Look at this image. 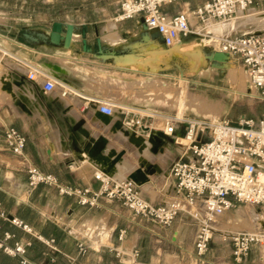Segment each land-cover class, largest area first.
<instances>
[{
    "label": "crops",
    "instance_id": "0c3cea01",
    "mask_svg": "<svg viewBox=\"0 0 264 264\" xmlns=\"http://www.w3.org/2000/svg\"><path fill=\"white\" fill-rule=\"evenodd\" d=\"M206 2L188 0L178 11L173 10V6H168L164 8V12L169 16L179 13L191 15L196 8ZM102 11L103 16L94 20H82L80 24L74 21L67 22L77 27L76 33L79 36L78 40L74 39L70 49L51 45L48 41L35 42L39 39L38 33L30 34L33 37L32 41L11 39L8 43L6 39L0 40V46L9 51L0 54L4 57L2 65L8 64L9 68L17 74L14 75L10 70L5 69L11 74L14 95L5 94L0 83V98L3 99L0 100L2 105L0 111V238L9 234L13 237L9 241L10 245L26 244L25 258L29 264H220L223 260L225 261V258L234 260L229 237L220 238L219 244L222 248L218 256L213 257L214 262L206 259L213 254L212 251L203 258L197 257L194 246L197 223L187 221L186 219L190 218H185V214L171 227L162 230L150 220L129 212L119 201L99 199L97 206L91 207L80 204L77 196L61 194L57 187L42 184L32 189L29 186L28 164H33L41 172L54 175L64 187L80 191L87 190L88 197H93L101 189V183L95 178L96 173L101 172L111 178L125 180L129 179L132 173L143 169L148 173L149 180L140 184L138 188L146 200L154 204H169L179 198L171 168L175 160L187 155L185 140L180 138L183 145L180 151L173 137L163 135V145L157 152H153V145L147 146L145 140L151 133L157 134L155 123L160 121L156 115L154 118H145L146 124L151 125L150 132L141 134L130 130V133H125V137H121L112 128L113 122L117 120V114L107 116L99 109L98 102H107L115 106L117 109L114 112L118 111L119 120H121L116 127L126 131L128 128L123 125L126 113L132 112L130 116L134 114V117H138L139 113L147 114L143 110L149 109L145 107V101L142 98L139 99V95L126 97L120 103L110 99L98 88L101 85L112 88L113 80L127 83L139 82L136 79L137 76L146 77L145 75L151 71L150 67L149 71H141L121 62L129 56L146 58L140 54L144 53L145 49L150 51L151 44L154 42L143 40L144 22L141 17L117 23L114 18L119 9L113 14L105 13V9ZM108 21L114 22L115 31L126 40L124 45L114 47L103 41L102 27ZM54 22L65 23L62 20ZM52 24L48 31L51 30ZM192 25L199 30V25L193 19ZM200 26L204 27L202 31L205 32L207 24ZM83 27L86 28L88 46L92 50L83 49ZM239 28L242 27L228 32L222 31L220 36L240 34ZM148 32L152 35L155 31L148 30ZM208 33L213 35L211 31H207L204 35H192L173 47L194 40L209 39L212 35ZM30 35L26 36L30 38ZM98 39H101L103 46L102 54L98 51ZM155 40L160 42V48L167 47L159 39ZM16 48L21 50L16 51ZM208 48L219 51V41L217 40L211 47L208 46L204 50ZM14 50L16 51L14 57L20 61L19 63L8 62V58L10 59L8 55H11L10 52ZM52 59L69 60L87 70L90 74L84 76L87 81L70 75H64L66 79H61L60 76L48 73L40 67V64L52 63L50 62ZM190 63L193 64L191 61ZM232 66L237 72L242 69L248 76L245 67L235 58L230 60L228 69L218 70L212 68L205 57L204 65L191 75H204V80L208 81L204 82L202 96L217 107L219 110L217 118L234 122L242 116L254 118L246 113L235 111L238 97L244 94L230 83L228 75ZM34 69L48 75H38L36 80L32 81L29 79V74ZM92 71H100L101 74L91 75L94 74ZM180 75L186 74L180 73ZM215 75L218 77L227 75L235 96L232 101L225 94V89L219 86V78L216 77V80ZM45 76L54 78L58 82L52 93L46 94L43 90ZM215 80L218 81L216 85L209 84ZM183 81L186 82V79ZM247 82L249 84V90H247L249 94H252L249 77ZM199 84L200 82H197V86ZM64 86L70 90L66 97L62 96ZM210 87L216 90V97ZM125 91L135 92L136 90ZM69 105L72 109L68 108ZM198 113L194 111L195 116L186 113L183 117L206 120L211 118L209 115L202 113L198 115ZM231 113L234 120L228 118ZM176 115L182 117L178 112ZM103 118L114 120L107 122ZM160 123L158 127L161 126ZM7 127H14L25 134L27 138L25 157L15 156L8 149L5 143ZM185 128V124H179L176 134L183 137ZM169 146L171 152L168 151ZM92 152L96 155H92ZM145 152L149 155L147 156ZM118 157L120 159L114 165L115 168L120 167L113 173L109 166ZM158 177L159 181H156ZM230 212L220 217L218 222L226 219ZM191 213L198 215L194 210H191ZM13 219L22 221L30 228V231L14 225ZM123 230L126 234L123 240H120L119 236ZM191 231L193 237H186ZM228 233L234 232H225V235ZM82 246L87 247L85 252L82 251ZM135 251H139L137 257L133 255ZM254 251L253 248L251 252ZM254 257V254L251 257L249 255L248 259L242 263L251 261L254 264L257 262L264 264L262 246L258 256ZM0 264L22 263L19 257L9 256L0 250Z\"/></svg>",
    "mask_w": 264,
    "mask_h": 264
},
{
    "label": "built area",
    "instance_id": "2783aa9c",
    "mask_svg": "<svg viewBox=\"0 0 264 264\" xmlns=\"http://www.w3.org/2000/svg\"><path fill=\"white\" fill-rule=\"evenodd\" d=\"M176 0H122L114 21L124 23L141 17L148 30L157 31L163 38V44L173 47L192 35H204L192 25H206L209 20L229 21L239 12L259 6L264 0H209L196 8L191 15L179 13L169 16L164 7ZM219 51L228 54L231 59L239 60L245 67L250 86L257 91L264 103V35L249 34L223 35L219 39ZM5 54H3L4 56ZM4 57L0 55V66ZM38 75H48L34 69L29 79L35 81ZM46 77V76H45ZM58 85L54 78L46 77L43 90L52 93ZM70 93L63 87L62 96ZM99 109L107 116L114 114L115 107L107 102H98ZM2 105L0 104V111ZM130 112V111H129ZM126 113L123 125L135 132H150L145 118L154 115L138 114V117ZM179 124H185L183 137L176 134ZM166 137H173L177 144L180 138L187 141V149L192 158L181 157L174 161L171 174L175 180L179 198L169 204H154L146 200L139 191V185L131 179L116 181L99 172L95 178L101 183V189L93 197L88 191H80L60 184L57 177L41 172L33 164L27 165L29 186L36 189L45 184L59 189L61 194L79 197L82 205L97 206L99 199L119 201L131 213L150 220L162 230L168 229L181 214H188L197 223L194 246L197 257L203 258L209 252L218 219L233 210L236 205H249L264 211V118L242 116L238 121L227 119H186L177 115L165 119L162 131ZM5 143L11 153L25 157L27 138L14 127L5 129ZM25 159V158H24ZM26 161V159H25ZM195 209L198 215L191 213ZM12 223L26 231L30 228L19 219ZM126 231L120 233V240ZM232 244V255L237 263L246 261L256 245L264 242L262 232L228 233ZM13 237L6 234L0 238V250L12 257H19L22 264L26 260V244H9ZM87 247L82 246L85 252ZM134 257L139 251L134 252Z\"/></svg>",
    "mask_w": 264,
    "mask_h": 264
},
{
    "label": "rangeland",
    "instance_id": "374dc122",
    "mask_svg": "<svg viewBox=\"0 0 264 264\" xmlns=\"http://www.w3.org/2000/svg\"><path fill=\"white\" fill-rule=\"evenodd\" d=\"M120 1L121 0H0V40L6 39L8 43L11 42L10 41L11 39L17 41L31 40L26 37L27 34H37V33L45 34L49 30L51 24L56 20H62L65 23L69 21H74L77 24H80L82 20H88V19L94 20L97 19L99 16H103L104 14V12L102 11L103 9H105V13L113 14L115 11L119 9L121 3ZM186 1L188 0H176L173 3L166 5L164 8L168 6H173L174 7L173 10L178 11L183 7ZM206 1L209 0H204V2ZM255 10L264 12V7L259 6L256 7ZM245 14L249 16V10L245 11ZM229 21L225 23H228ZM213 22H218V21H213ZM111 23L114 22L108 21L107 24H105L102 27V31L106 26H108ZM238 27H242L238 29V32L240 34L247 35L251 32L260 31L264 35V22H258L257 20H252L247 18V22L245 23V25L242 26L240 23H238ZM206 30L208 31L207 28ZM41 41H45V40L39 38L38 41L35 42H41ZM103 41L106 44H109L114 47H118L126 43V40L121 36L120 38L115 40L106 41L103 39ZM136 43L137 42H135V44ZM168 48L161 47L162 50H168ZM15 50L20 51L21 49L16 48ZM15 50L10 52L11 55H8L10 57V59L8 58V62H12V63L14 61L17 63L20 62L18 59L14 57L16 53ZM140 55L147 57L146 56L147 54L145 52L141 53ZM96 59L97 58H95V60ZM50 62L52 63L46 65L40 64V67L43 70L47 71L48 73H52L60 76L61 79H66L64 75H70L77 78L76 75L78 73L90 75L87 70L76 66L74 63H72L69 60L52 59ZM191 68L192 65L190 61H188L184 56L172 55L170 57H167L166 60L161 63V66L158 71L154 72L152 70L151 71L147 70L149 72L148 74L145 75L146 77L137 76L136 79L139 80V82L127 83L119 80L117 81L113 80L112 88L109 89L101 85L99 86L98 89H100L102 93L108 95L110 99L120 103L126 97H134L139 95L138 96L139 99L142 98L143 101H145L144 102L145 107L151 110V111L143 110L144 113L150 115H152L151 112L153 111V113L156 112L162 115H166L168 117V116H175L178 112V114L183 117L184 114L186 113L188 115L191 113V116L192 115L195 116L197 113L194 114V111H198L199 113L203 112L202 114L204 115H209L214 120L218 117L219 110H217V107L214 104L208 102L202 96L204 95V82L206 83L208 81L204 80V75H191L192 73ZM4 69H8L12 72V74L17 75L9 68L8 64L1 65L0 73ZM229 72L230 75H228V77L231 85L233 87H238L239 91H242L244 94V95L241 94V96L238 97L237 102L235 104V108H236L235 111H240L242 114L246 113L248 116L254 118L264 117V103L260 101L259 94L257 93V91H255V89H253V91L255 92V96H252V94L251 93L249 94L248 92L249 90L248 89L249 84L247 82L248 76L244 73L242 69L239 70V72H237L234 66L230 67ZM92 73H94V75L101 74L100 71H95V72L92 71ZM180 73H184L186 75L182 76L180 75ZM8 74L9 75H5V76L10 82H12L10 76L11 74L9 72ZM152 75H154V77ZM231 75H234L235 80H232ZM216 77L218 76L215 75V78ZM218 78L220 81L219 86L225 89V94L228 97H230V101H232L235 98V96L234 93H232L233 87L229 84L227 75L219 76ZM184 79H186V82L183 81ZM81 80L87 81L86 79H81ZM216 80L215 82H209V84L216 85V83L218 82ZM197 82H200L199 86H197ZM210 89L212 93H214V97H216V93H217L215 92L216 90L212 87H210ZM125 90H130V91L136 90V91L128 92ZM3 91L5 92L4 89ZM22 92H24V90H22ZM230 93H232L231 96ZM159 94L160 95L163 94L165 97L166 96L167 97L166 98L161 97L159 96ZM167 94H169L170 96H168ZM153 95L154 96L157 95V96L154 97ZM148 96L150 97L148 98ZM176 96L178 98H182V100L187 99L190 101H204L206 104L210 105L215 110L213 112H205V111L200 112V110L191 107L193 105L184 102H182L184 104L182 105L180 103L181 101L177 100L179 102H176V100L174 101L173 99H171ZM0 100L2 101L3 99L0 98ZM1 103L3 104V102ZM98 113L99 112L97 111V114ZM115 113L117 114L116 117L117 120L114 122H113L114 120L113 118L110 119L103 118L107 122H113L112 128L114 132L118 131V126L116 127V124H119V122H121V120H119L118 111L116 110ZM228 118L234 120L233 114L232 113L229 114ZM163 121L164 120H161L160 123L162 128L164 125ZM156 123H155V127L158 126V122ZM120 131H122L124 134L126 132L130 133V129H128V131L120 129ZM155 131L159 133L160 130L155 129ZM177 149H179L180 151L183 149V145L180 142V139L177 142ZM157 180L159 181V177L156 178V181ZM240 209L247 214V219L245 221L242 219L240 220L237 214V211ZM254 209L264 219L263 210L257 207L254 208L249 205L239 204L236 205V207L233 210H231V212L228 214L229 216L226 217V219L224 220L222 219L221 221L218 222L216 228L217 230L213 236V241L209 249V252L212 251L213 254L209 255L206 258L207 260H210L212 262L215 261L213 257L218 256V254L221 251L222 247L219 244L221 241L220 238L225 237V232L246 231V232L256 233L260 231V230L254 231L251 227L250 214L251 211ZM180 217H183V214L179 215V218ZM184 217L190 218V219H186L187 221L189 220L194 221L188 214H185ZM259 229L263 230L261 232H263V236H264V227H260ZM186 237H193V232L192 231L188 232ZM261 246L264 248V242L254 247L255 251L253 253L251 252L250 257L252 254H254L255 255L254 258H256L261 249ZM220 264H237V263L232 259L230 260L228 258H225V261L223 260ZM240 264H254V263L249 261L247 263H240ZM255 264H259V263L257 262Z\"/></svg>",
    "mask_w": 264,
    "mask_h": 264
},
{
    "label": "bare ground",
    "instance_id": "6f19581e",
    "mask_svg": "<svg viewBox=\"0 0 264 264\" xmlns=\"http://www.w3.org/2000/svg\"><path fill=\"white\" fill-rule=\"evenodd\" d=\"M247 18L252 19V20H257L258 22H264V12H262V11L260 12V11L255 10V8H251V9H249V16H247V14H245V12H239L236 16H234L232 19H230V21L228 23H225L227 21L213 22V21H217V20H209L207 22L206 28L208 29V31H211L213 33V36L209 40L202 39V40H196V41H192V42L185 43V44L182 43V44H179L178 47H176V48L170 47V49H168V50H162L160 48V46H161L160 42L153 40L154 42L151 44L152 48L150 49V51H147V49L144 50V52L147 54L146 58L129 56L126 58V60H124V61L122 60L121 64L127 65L128 67H131V68L142 70V71H147L148 68L150 67L152 71L156 72L159 70L161 63L164 62L167 57H170L172 55H181V56H184L185 58L189 59L193 63L192 64V72H195L201 65H204V57H203L204 55L202 56V54H204L203 53L204 48H206L208 46L211 47L213 45V43H215L221 37L220 34L222 33V31L234 30L238 27V23H240L242 26L245 25V23L247 22ZM193 24H194V22H193ZM115 28H116V25L114 23H111L108 26H106L103 29V32H104L103 39L106 41H110V40H115V39L120 38V35L115 31ZM202 28L204 30V27L198 26L199 30H202ZM206 32H207V30H206ZM218 33H219V35H218ZM143 35H146L149 38H152V35L150 32H148V30L144 29ZM37 37L38 38L39 37L46 38V34L38 33ZM27 38H28V36H27ZM78 38H79L78 34L77 33L74 34V39H78ZM29 39L33 40V37H31V35H30ZM204 46H206V47H204ZM2 52H9V51L0 46V54ZM112 61L115 62V60H111V62ZM2 69H3V67H2ZM0 75H1L0 76V79H1L0 83L3 84L2 86H3V89L5 90V93L14 95V93H15L14 87H13L14 85L5 76V75H9L8 70H5V69L2 70ZM85 75L86 74L78 73L76 76L79 79H86L84 77ZM91 75H94V74H91ZM231 77H232V80H235L234 75H231ZM99 79H100V77H99ZM251 88L253 89V87H251ZM167 95L170 96L169 94H167ZM252 95H255L254 91H253ZM156 96H154V97H156ZM159 96L164 97V98L167 97V96L165 97L163 94H161V95L159 94ZM149 97L150 96H148V98ZM171 99H173L174 101L176 100V102L181 101L180 103L182 105H184L182 102L193 105L191 107H194L195 109L200 110V112L201 111L213 112L215 110L213 107L206 104L204 101H190L187 99L182 100V98H178L177 96L173 97ZM177 100H179V101H177ZM69 104H71V103H69ZM119 105L121 106V104H119ZM71 107H72L71 105L68 106L69 109H72ZM115 109H117V108L115 107ZM72 112H74V111H72ZM114 114H115V112H114ZM151 114L156 115V117L159 118L160 122H161V120H164L163 122L165 123V119L167 117L166 115L156 114L153 112H151ZM179 118H182V117H179ZM160 122H158V123H160ZM160 127L161 126L159 125V127L157 126V127H155V129L160 130ZM115 133H118L119 135H121V137H123V136L125 137V134L122 131H120V129H118V131H116ZM145 141L147 142V146H149L150 142L148 141V138H146ZM185 143H186V150H187V152H186L187 155H185V158L191 159L193 153H192V151L187 149L188 144H187L186 140H185ZM168 151L171 152L170 146L168 147ZM146 154H147V156L149 155L148 153H146ZM92 155H96V154H94L92 152ZM119 159H120V157H118L112 163H110L109 167L113 173L117 172L118 167H120V166H118L117 168H115V165H114L115 163H117V161H119ZM112 179H114V178H112ZM114 180L122 181V180H118V179H114ZM192 210L196 211L195 209H192ZM196 213H197V211H196ZM237 214H238L240 220L242 219L245 221L247 219V214L243 210H241V209L238 210ZM250 221H251V227L253 230H255V231L260 230L259 232L263 231L259 228L264 227V219L257 213V211L255 209L251 211ZM262 234H263V232H262Z\"/></svg>",
    "mask_w": 264,
    "mask_h": 264
},
{
    "label": "water",
    "instance_id": "95a60500",
    "mask_svg": "<svg viewBox=\"0 0 264 264\" xmlns=\"http://www.w3.org/2000/svg\"><path fill=\"white\" fill-rule=\"evenodd\" d=\"M144 29L148 30V27L145 24H144ZM76 31H77V27L72 23L54 22L52 24L51 30L45 33L46 38H41V37L39 38L48 41L51 45L64 46L65 48L70 49L73 46L74 34H76ZM204 33L207 34L206 31ZM256 33L262 34V32L260 31H256ZM208 35H212V34L208 33ZM155 39H159L161 42H163V38L160 36V34L157 31L153 32L151 39L146 35L143 36V40L145 42L148 41L152 42ZM97 45H98L99 53L102 54L103 46L101 43V39L97 40ZM82 46L85 51L92 50L88 46L87 31L86 28L84 27L82 28ZM176 47L178 46H175L174 48ZM168 49H170V47ZM203 53L206 61L210 64L212 68L218 70H226L229 68L231 57L228 54L221 51L212 50L210 48L205 49ZM148 141L150 142V144L153 145L152 151L157 152L158 149L164 143L163 134L161 132L157 134L151 133L148 137ZM129 179L133 180L138 185L143 184L149 180L148 173L145 170L143 171V169H139L136 171V173H132Z\"/></svg>",
    "mask_w": 264,
    "mask_h": 264
},
{
    "label": "trees",
    "instance_id": "16d2710c",
    "mask_svg": "<svg viewBox=\"0 0 264 264\" xmlns=\"http://www.w3.org/2000/svg\"><path fill=\"white\" fill-rule=\"evenodd\" d=\"M264 118V117H263Z\"/></svg>",
    "mask_w": 264,
    "mask_h": 264
}]
</instances>
